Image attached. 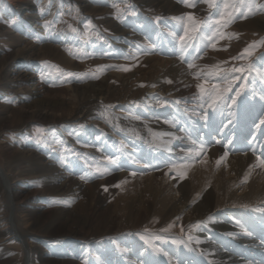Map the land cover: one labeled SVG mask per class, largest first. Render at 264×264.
<instances>
[{
    "label": "bare ground",
    "instance_id": "6f19581e",
    "mask_svg": "<svg viewBox=\"0 0 264 264\" xmlns=\"http://www.w3.org/2000/svg\"><path fill=\"white\" fill-rule=\"evenodd\" d=\"M36 1L9 0V4L21 13L24 9L32 11ZM159 6L171 18L169 22L158 24L144 15L130 20L122 31L128 38L119 54L124 59L129 57L134 64L128 71L111 70L104 83H97V89L77 86L46 90L34 79L35 74L31 76L27 70L13 69L15 76L8 74L3 88L16 93L25 90L26 83L33 80L37 84V95L47 103L33 110L17 101L12 104L9 117L1 122L0 130L18 129L16 126H29L31 122L54 126L71 122L88 126L87 130L94 134L105 133L100 149L89 146L91 157L116 161L114 165L105 161L110 173L104 180L139 177L145 184L144 191L160 206L161 219L157 223L169 227L173 223L170 228L179 224L186 250L181 251L169 243L155 248L122 234L120 239L110 241L101 255H97L93 246V261L86 263L81 260L88 250L85 241L126 232L114 231L113 227L94 232L91 228L96 217L94 209L82 217L72 214L68 221L54 219V210L43 211L37 223L50 224L41 235L32 232L33 226L32 231L19 229L15 213L22 211L31 219L34 212L26 208L30 200L33 202L32 196H25V189L17 186V182L28 176L30 166L48 175L56 171L36 153L26 150L19 155V165L24 166L21 169L0 166V181L9 201L8 216L0 220L6 227L0 230V237L8 236L18 243L22 264H39L36 254L42 249L37 239L43 237H66L71 240V246L65 245L68 250L65 258L40 255L42 264H264V165L257 160V156L264 160V124L260 123L264 120V102L261 101L264 100V45L261 51L255 50L252 57L257 62L254 74L247 78V83L240 80L235 87L237 90L246 83L241 99L231 96L225 102L213 103V99L197 88L202 81L225 86L235 75L238 64H248V59L235 58L244 45L264 34V19L237 24L233 32H237L238 42L230 51L209 50L199 59L197 48L184 42L187 25L184 20L189 15H198V10L180 8L169 1ZM96 10L99 16H106V10ZM104 24L109 27L110 20L105 19ZM193 40L194 46L197 45L200 36ZM14 44L20 49L10 53L13 60L18 59L22 51L23 56L35 57L37 61L55 58L61 63L70 62L59 48L51 45L36 47L21 40H15ZM104 52V59L118 54ZM221 63H225V72L216 75ZM189 64L194 67L189 68ZM18 105L22 106L18 108ZM205 112L207 117H204ZM10 148L2 138L0 154L13 159L17 153ZM77 148L79 153L88 155L84 146ZM225 152L228 156L217 165L216 161ZM72 179L63 177L59 184L57 179L51 178L49 183L57 194L77 186L81 193L99 188L97 183L78 185ZM132 201L137 204L140 201V210L145 207L141 194ZM100 204L102 208L110 207L102 199Z\"/></svg>",
    "mask_w": 264,
    "mask_h": 264
},
{
    "label": "rangeland",
    "instance_id": "374dc122",
    "mask_svg": "<svg viewBox=\"0 0 264 264\" xmlns=\"http://www.w3.org/2000/svg\"><path fill=\"white\" fill-rule=\"evenodd\" d=\"M166 1L180 8L189 7L192 10H198V15L193 16L195 18L194 22L189 21L188 16L184 20L187 22L186 31L189 34L184 38V42L186 45H191L192 48H197L195 51L199 59L203 58L209 50L214 52L230 51L233 44L236 41L238 42L237 32H233L237 24L264 19V0ZM166 1L37 0L32 11L24 9L21 13H17L14 6L9 4V0H0V124L3 119L9 117V111H12L11 108L14 103L21 102L19 104L33 110L37 109L35 106H44L47 103L45 98L37 95V89L35 88L37 84L35 85L33 80L26 83L25 90L16 93L3 88L7 75L15 76L12 72L16 68L21 71L27 70V73H30L31 76L35 74L34 79L46 90L77 86L88 90L97 89V83H104V78L110 74L111 70H129V66L134 64V61L130 60L129 57L124 59L119 54L121 46L128 38V35L122 32L126 29L127 23L142 15L154 19L158 24L168 23L171 18L165 15L161 6H159L160 3L164 6ZM209 4L212 6L210 7ZM96 9L106 10V16L96 14L94 12ZM229 12L233 14L234 19L225 26V21L228 19L226 13ZM222 16L224 17L223 20H221ZM105 19L110 20L109 27L104 24ZM217 20H220L221 23L217 24ZM89 22H91V27H89ZM193 23L197 25L195 30H193ZM117 30L119 32H116ZM196 36H200V40L194 46L195 40L193 38ZM15 40L27 41V43L30 42L31 45L36 47H43L44 45L57 47L70 62L61 63L55 58L37 61L34 59L35 57L31 59L23 56L22 51L18 55L19 58L13 60L9 55L20 49L16 46L17 44H14ZM260 41H264V34L242 47L235 59L238 61L248 59V64H238V68L243 69V71H235V75L229 80L228 84L215 86L212 83L202 81L201 84L204 85L205 89L204 94H207L210 99L215 97L218 103L225 102L231 96L241 99L246 88L247 78L250 77L251 73L254 74L253 69L257 63L252 58L254 52L255 50L261 51L264 45ZM250 45H256V47L249 48ZM246 48H249V54L242 55ZM104 50H109L108 54L115 52H118V54L114 58L104 59ZM105 57H108V55L106 54ZM5 61L6 64H4ZM86 65L87 68H85ZM220 66L215 72L216 75L225 72V63H221ZM240 80L246 83L235 90ZM261 101L264 102V100ZM21 106L18 105L17 107ZM16 127L19 128L6 131L0 130V140L5 138L7 145L11 147L10 151L17 153L13 159L3 157L0 154V166L21 169L24 166L19 165V155L21 152L28 150L33 154L36 153L35 155L42 158L45 163L53 165L56 169L53 172L54 174L48 175L42 173L36 167L30 166L32 169H27V171L30 170L28 176L17 182V186L25 189V196H32L33 202L30 200L26 208L34 212L31 219V216L25 217L26 214L22 211L15 213V224L19 229L25 231L30 229L32 231L33 226L32 232L41 235L50 224L39 225L37 223L39 215L45 213L43 211L54 210V219L68 221L69 216H72V214H75L76 217L78 215L82 217V215H86L88 210L94 209L96 210V217L91 227L95 229L94 232L101 233L112 227L114 231L124 230L126 232L113 236L104 235L94 241H85L88 250L83 254V258L85 255L86 257L81 260H86V263L93 261L95 255L91 249L93 246H96L97 255H101L102 250L107 249L106 245L112 240L120 239L119 237L122 234L130 235L131 240L132 238L133 240H142L145 244L155 248H159L164 243H169L181 251L186 250L187 244L183 234L180 235L179 233L181 227L179 224L174 225V228H170L173 223L170 227L166 224L162 226L157 223L161 219V216H159L160 206H156L155 202L150 199L149 192L144 191L145 184L138 179L139 177L116 179L112 182L105 181L110 173L107 166H105L107 165L105 161L110 165H114L109 162L114 158L91 157L89 155V146H92L93 149L97 147L100 149L103 141H105V133H102L103 137V135L89 132L87 129L90 128L86 125L71 122L60 123L56 126L31 122L29 126L20 125ZM37 129H41L42 132L37 133ZM38 135L42 137L40 143L37 142ZM82 146L88 151V155L78 152L77 147ZM62 160L63 164L61 163ZM97 168L100 169L99 172L96 171ZM62 176L67 179L72 177V180L77 181L78 185L88 186L97 183L96 187L99 188H91L81 193L77 186L73 188L75 190L69 189L57 194L56 190L50 186L49 181L54 178L60 184L63 182ZM100 182H104V184L99 185ZM4 187L3 182L0 181V220L8 216L9 212V201ZM105 188H107V191H105ZM140 194L143 195L146 202L145 207L141 209L142 211L140 210V201H138V204L132 201ZM100 199L105 200L110 207L105 206L102 208ZM3 224L4 222L0 221V230L6 228ZM156 224L158 225L156 226ZM4 237H0V264H22L23 257L21 249L17 246L18 243L14 239H9L8 236ZM78 237L81 238L82 236ZM30 242L31 247H34L32 241ZM37 245L42 249L40 254L39 251L36 254L39 264H42L40 255L65 258L68 252L65 245L67 247L71 246V240L66 237L52 239L43 237L37 239Z\"/></svg>",
    "mask_w": 264,
    "mask_h": 264
},
{
    "label": "snow or ice",
    "instance_id": "6c2138e0",
    "mask_svg": "<svg viewBox=\"0 0 264 264\" xmlns=\"http://www.w3.org/2000/svg\"><path fill=\"white\" fill-rule=\"evenodd\" d=\"M182 2H184V0H182ZM209 6L211 7L212 5L209 4ZM225 7L227 8V5H226ZM233 7H235V6H233ZM117 10L119 11V9H117ZM226 15H227L228 19L225 21V26H226V24L231 23L232 20L234 19V16H233L232 13L229 12V13H226ZM187 19H188L189 21H193V22H194V20H195V18H194L193 16H188ZM223 19H224V17L222 16V17H221V20H223ZM216 23L219 24V23H221V21H220V20H217ZM46 26H47V25H46ZM89 27H91V22H89ZM196 27H197V25H195V23H193V30H195ZM185 35H186V36L188 35L187 31L185 32ZM181 39L183 40V37H181ZM261 43L264 44V41H262ZM213 47H215V46L213 45ZM254 47H256V45H250V46H249V48H254ZM249 48L244 49V53H243L242 55H244V54H249ZM188 67H189V68H192V67H194V65H193V64H189ZM124 70L127 71L128 69H124ZM234 71L242 72L243 69L237 68V69H234ZM69 75H71V74H69ZM168 82L171 83V81H168ZM197 88H198V90H199L201 93H204L205 89H204V85H203V84H198V85H197ZM210 95H211V94H210ZM237 95H239V93H237ZM212 102H213V103H216V98H215V97L213 98V101H212ZM211 106H212V105L210 104L209 107H211ZM204 117H207V112L204 113ZM260 123H261V124H264V120H261ZM41 132H42L41 129H37V133H41ZM37 142H38V143L42 142V137H41L40 135L37 136ZM217 143H219V141H217ZM229 143H230V142H229ZM203 151H204L203 149H200V152H203ZM227 156H228V152H225L224 155H223V157H222L220 160H217V161H216L217 165H219V164L221 163V160L224 159V158H226ZM257 160L260 161V163H261L262 165H264V160H261V157H260V156H257ZM109 162H110V163H113V164L116 163L115 160H110ZM61 163L63 164V160L61 161ZM173 167H175V166H173ZM96 171L99 172L100 169L97 168ZM133 175H135V173H133ZM82 179H83V177H82ZM37 186H39V185H37ZM117 186H118V185H117ZM105 191H107V188H105ZM181 230L183 231V229H181ZM165 231H167V229H165Z\"/></svg>",
    "mask_w": 264,
    "mask_h": 264
}]
</instances>
